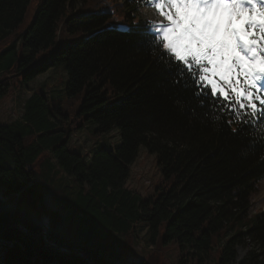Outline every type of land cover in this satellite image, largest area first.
<instances>
[{"label":"trees","instance_id":"trees-1","mask_svg":"<svg viewBox=\"0 0 264 264\" xmlns=\"http://www.w3.org/2000/svg\"><path fill=\"white\" fill-rule=\"evenodd\" d=\"M113 1L0 0V98L20 77L64 66L68 102L82 97L76 114L94 133L116 126L121 137L71 150L70 109L31 91L23 119L0 124V264H124L142 223L153 249L127 264H161L151 254L167 246L178 249L174 264H264V209L249 213L264 179V136L213 117L191 80L153 54L147 18L118 25L145 2ZM141 146L164 179L147 197L125 185Z\"/></svg>","mask_w":264,"mask_h":264},{"label":"snow or ice","instance_id":"snow-or-ice-1","mask_svg":"<svg viewBox=\"0 0 264 264\" xmlns=\"http://www.w3.org/2000/svg\"><path fill=\"white\" fill-rule=\"evenodd\" d=\"M144 2L167 21L146 24L160 62L191 80L215 119L230 115L264 136V0Z\"/></svg>","mask_w":264,"mask_h":264},{"label":"rangeland","instance_id":"rangeland-1","mask_svg":"<svg viewBox=\"0 0 264 264\" xmlns=\"http://www.w3.org/2000/svg\"><path fill=\"white\" fill-rule=\"evenodd\" d=\"M112 3L113 0H110ZM122 0L117 2L118 7L122 5ZM144 0H140V3ZM125 5V3H123ZM30 19L33 15L30 14ZM117 20L124 21L121 13H116ZM147 18L155 23H167L165 18L157 12L154 7L148 4H140L138 6V16L135 14L133 22L131 20L124 21L120 26L130 27L131 24H138L139 20ZM40 63L39 65H43ZM21 80V81H20ZM16 80V83L10 90L0 98V124H14L17 119H23L24 116V101L31 95V91H40L44 93L50 100L52 109L61 108L68 111L72 116L70 123L67 127L73 129L72 134H67L69 139V148L73 151H79L84 154H88L90 151L97 148H111L118 145L121 142L120 131L118 127H113L111 130L101 134L94 133L93 124L87 121L82 115L76 114V110L80 106L82 97L75 98L70 103L66 94L67 87V73L64 66L49 67L45 71L40 72L34 78L30 80ZM123 94L111 95L106 104L119 101ZM63 133H60V135ZM131 171L129 177L125 183L127 188L135 190L141 196L147 197L157 191L156 188L164 184V179L160 168L157 165V156L155 153L150 152L147 147L141 146L139 153L135 161L131 164ZM61 176V175H59ZM56 185V182H54ZM43 184V183H42ZM161 188V187H160ZM50 198L47 197L49 201ZM251 207L249 213H256L264 209V179L260 181L258 191L251 197ZM144 223L140 224L138 232H136L137 242H132L129 249L126 250L124 256V264H127L130 260L134 259L135 254L137 256H144L148 252H151L153 247L148 242L147 230ZM253 244L248 241L244 245L237 246V258L243 259L252 249ZM178 256V249L175 246H167L164 249L162 247L153 250L151 258L161 264H174Z\"/></svg>","mask_w":264,"mask_h":264},{"label":"water","instance_id":"water-1","mask_svg":"<svg viewBox=\"0 0 264 264\" xmlns=\"http://www.w3.org/2000/svg\"><path fill=\"white\" fill-rule=\"evenodd\" d=\"M44 226L46 227V231H45V233H44V236H45V238H46V240L47 241H49V242H51L52 244H55V242L48 236V233H47V226L44 224ZM74 249V251H77V252H79L80 254L82 253V252H80L77 248H73ZM82 255V254H81Z\"/></svg>","mask_w":264,"mask_h":264}]
</instances>
